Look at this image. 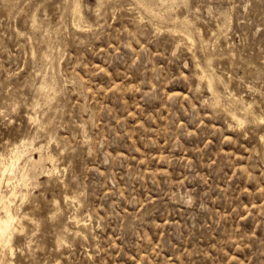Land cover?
I'll list each match as a JSON object with an SVG mask.
<instances>
[{"label": "rangeland", "instance_id": "1", "mask_svg": "<svg viewBox=\"0 0 264 264\" xmlns=\"http://www.w3.org/2000/svg\"><path fill=\"white\" fill-rule=\"evenodd\" d=\"M13 148L0 264H264V0H0Z\"/></svg>", "mask_w": 264, "mask_h": 264}, {"label": "bare ground", "instance_id": "2", "mask_svg": "<svg viewBox=\"0 0 264 264\" xmlns=\"http://www.w3.org/2000/svg\"><path fill=\"white\" fill-rule=\"evenodd\" d=\"M209 81H211V80H209ZM212 83H214V82L212 81ZM212 83H210V85ZM233 118H234V116H233ZM237 118H238V116H237ZM240 119H242V118H240ZM240 121H242V120H240ZM32 141H34V140H32ZM17 148H19V147H17ZM40 153H41V151H40ZM44 153H42L40 155V157L32 158L30 162H28L25 166L23 165L22 167L20 166V162L22 159V155L24 153L22 154L20 152V150L13 148V149H11L9 154L3 153V152L0 153V173H1V176H0V201H1V203H0L1 204V208H0V260L1 261L4 258V257L2 258L3 251L9 247L12 250V239L15 236V234L18 231H23L25 229V225L23 224L22 217L20 216V214H18L15 211V208L13 206L14 196L17 195V191H16L17 185L16 184H18V183L15 184L14 178L17 176L18 173H22L21 178L26 180L29 173H31L30 172L31 170L35 171V173L46 172V170H48L47 160L53 159L54 155L52 153H47V152H46L47 154H44ZM6 174H8V175L10 174V175L6 176L7 177L6 178L5 177ZM6 181H7L8 185H12L11 192L10 193L8 192L9 194H7V193L5 194V192L2 191L3 183H5ZM7 184H5V185H7ZM28 187H30V185H28ZM24 193H26V192H24ZM26 194H28V193H26ZM26 194H24L23 197ZM22 215H24V214H22Z\"/></svg>", "mask_w": 264, "mask_h": 264}]
</instances>
